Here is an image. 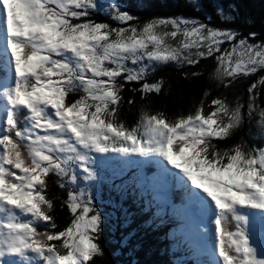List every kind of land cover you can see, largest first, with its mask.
<instances>
[{
  "label": "snow or ice",
  "instance_id": "obj_1",
  "mask_svg": "<svg viewBox=\"0 0 264 264\" xmlns=\"http://www.w3.org/2000/svg\"><path fill=\"white\" fill-rule=\"evenodd\" d=\"M185 3L203 18L141 20L120 0H0V264H96L106 230L132 224L95 203L99 160L111 156L160 165L198 202L214 226L215 264H264L249 228L251 215L264 217V143L253 142H264V40L214 25L201 0ZM213 11L225 24L239 16L234 4ZM208 61L219 89L208 111L205 91L186 114L142 108L135 126L122 121L136 95L163 94L160 69ZM254 75L245 98L237 86ZM57 202L71 214L60 230ZM133 239L125 231L118 242Z\"/></svg>",
  "mask_w": 264,
  "mask_h": 264
},
{
  "label": "trees",
  "instance_id": "obj_2",
  "mask_svg": "<svg viewBox=\"0 0 264 264\" xmlns=\"http://www.w3.org/2000/svg\"><path fill=\"white\" fill-rule=\"evenodd\" d=\"M120 2L126 10L140 17L141 20L176 14L203 18V12H193L191 7L186 6L185 0H120ZM201 3L204 9L211 13L214 25L234 27L245 36L254 31L258 34V41L264 40V0H201ZM217 4L222 5L226 11L229 4H234L239 12L235 22L225 24L213 11ZM94 19L103 21L106 17L101 13ZM192 71H200L202 75L185 78L184 73ZM213 71L211 61L203 63L199 68L160 69L154 74L153 81L161 79L165 81L163 94L151 97L150 101H141L139 95H136L134 97L136 106L131 111L127 106L124 108L122 121L128 127L135 126L142 108L150 112L163 111L170 118L178 113L186 114L199 106L205 91L210 93L205 100V111H208V104L219 91L215 82L209 80ZM257 78L254 75L246 79L237 86L236 91L244 92L246 98V88ZM124 95L126 99L133 96L127 88ZM233 95V92L228 93L229 98ZM258 120L259 118L256 117L252 125L253 135L257 132ZM247 131L246 127L241 135H246ZM253 142L264 143L259 140ZM111 159L98 165V171L104 175H100V180L93 189L98 194L100 192L103 201L108 202L95 197V203L106 217L123 218V214L126 213L132 224L130 229L118 231L113 226L106 230L101 241L104 256L95 258L96 264H215L218 259L215 245L209 242L206 246L199 247L201 249L199 250L195 245L187 242V239L191 238L197 246L199 244L191 237V228H187L186 225L183 228L179 222V216L182 215L183 209L187 208V198L183 190L174 182L178 189L176 191L173 189L168 204L164 205L159 199L157 187L161 186L160 179L165 174L161 166L144 161L139 166L132 165L129 160L115 156ZM49 194L60 199L66 198V192L51 182ZM175 207L179 208L174 211ZM55 218L60 230L70 223L71 214L66 208L61 210L58 205ZM206 220L208 221V218ZM229 227L231 228L232 225L230 224ZM125 231L134 234V239L128 247L118 242ZM214 231V226L211 225L212 237L215 236Z\"/></svg>",
  "mask_w": 264,
  "mask_h": 264
},
{
  "label": "rangeland",
  "instance_id": "obj_3",
  "mask_svg": "<svg viewBox=\"0 0 264 264\" xmlns=\"http://www.w3.org/2000/svg\"><path fill=\"white\" fill-rule=\"evenodd\" d=\"M102 160H103V158L99 160V164L101 163ZM260 218L261 217L260 216L258 217L256 214L250 216L251 223L249 225V228H250V230L252 232L253 240L257 244V246L264 245V221L260 220ZM199 220H201V219H199ZM202 227L203 228H208L209 227V224L208 223H205V224H201L200 226H198L196 224V228H195L196 231L195 232H192V234H191V235H194V237L195 236L197 238L199 237V239L201 241L203 239L206 240L207 237H208V235H207L208 232L205 233L203 231V228Z\"/></svg>",
  "mask_w": 264,
  "mask_h": 264
},
{
  "label": "bare ground",
  "instance_id": "obj_4",
  "mask_svg": "<svg viewBox=\"0 0 264 264\" xmlns=\"http://www.w3.org/2000/svg\"><path fill=\"white\" fill-rule=\"evenodd\" d=\"M142 175V174H141ZM141 177V176H140Z\"/></svg>",
  "mask_w": 264,
  "mask_h": 264
}]
</instances>
